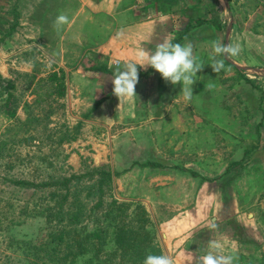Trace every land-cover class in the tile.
Instances as JSON below:
<instances>
[{"label":"rangeland","instance_id":"374dc122","mask_svg":"<svg viewBox=\"0 0 264 264\" xmlns=\"http://www.w3.org/2000/svg\"><path fill=\"white\" fill-rule=\"evenodd\" d=\"M26 1L0 0V36L11 25L14 18L12 7L15 3L19 5L20 15V24L16 31L0 45V70L6 78L15 82L18 92L22 93L25 99L32 100L35 97L33 93L35 84H31V77H27L26 74H35L40 78L45 77L53 70L63 68L67 73L69 86L67 96L61 99V101H65L66 107L60 108L57 114L53 115V123L50 126L56 124L60 126L61 123L66 122L71 127V133L77 134V138L67 141L61 146H51L47 139L32 141L30 144L18 148L17 153L19 152L18 154L21 156L15 159L11 169L1 165L2 161L0 160V263L16 264L17 258H22L25 253L23 252L24 247L18 245L17 242L32 239L35 243H39V241L45 240V231L47 230L45 218L39 212L44 207L45 191L39 189L34 193L32 188L16 186L5 180L8 177L26 178L38 182L48 175L63 176L82 173L91 165L106 164L120 172L114 182L115 194L120 200H138L147 209H180L181 202L178 191L166 195L165 202H161L160 195L154 189L157 185V182L154 181L155 176H164L165 170L168 171L169 168L133 164V157H127V142L130 138L134 140L140 136L129 135L127 131L122 133V130L127 126L149 121L155 126H167L168 130L164 133V130L158 132L159 130L155 128L157 133L147 135L148 143L156 140L159 150L162 152L155 150L158 151L157 153L164 155L166 152H172L173 158L179 161L188 159L185 153L189 152L185 147L173 150L162 149L163 144L169 139L192 142L195 161L201 160L203 147L208 148L205 153H211L217 149L219 153L214 152L213 154H219L222 158L230 157L232 154V158L237 159L243 157L245 148L258 147L252 153L249 163L241 168L240 173L234 179H231L230 175L225 176L224 179L230 181L226 188L223 187L224 182L219 180L212 184L219 185L224 191L225 209H234L237 206L239 209H248L255 213L259 224L257 223L253 227L249 226L250 231L245 228L242 232L245 233V237L254 235L263 245L256 244V252L243 260V264L258 260L264 252V0H231L229 9L226 8L224 0L216 1L214 5L211 2L209 19H218L217 22L221 23L223 28L218 30L214 23H210L209 34L207 33V37H204L206 38L204 42H200L196 36H190L187 39L194 45V54L205 64L203 70L197 73V81L193 85L192 106L195 109H193V113L189 112L185 108L186 104L175 102L172 105L173 110H170L172 112H170L169 118L153 119L149 118L147 110L144 114L141 113V116L126 118L123 115L118 118L117 113L123 110L122 102L118 99H113L115 110L111 108V104L104 106L103 114L98 116L99 118H94L93 113L101 107L104 101L96 108L93 109V107L106 97L110 89H113L112 79L108 75H106L107 78L98 81L92 77H86L79 72L80 66H82L79 63L63 65L56 51L51 52L45 48V39L48 41L45 38V0L33 7L29 6V3L21 7V4ZM31 7L34 11L32 16L28 14ZM235 19L237 21L240 19L241 25L249 32L245 34L244 40L250 52L249 57L255 56L253 58L257 61H247L255 64L242 63L238 60L240 56H237L231 60L241 63L245 69L239 71L225 62L228 70L217 74L210 65H207L210 63L212 55L210 41L219 39L226 43V39H228V42L233 43L231 32ZM48 22L52 24L53 21ZM229 25L231 31L227 36ZM195 34L197 33L194 32L193 35ZM184 42L185 40L181 44ZM83 64L85 65L84 62ZM115 64L117 63L115 62ZM246 76L257 87L246 82ZM201 77L203 80L200 79ZM200 81L202 87L199 89ZM208 83H213L215 87L208 90L206 87ZM177 85V89L181 93L182 85ZM56 96L57 93L53 97ZM261 97L262 105L259 107ZM114 98L116 97L114 96ZM144 105L148 107L149 103L145 102ZM164 112H169V110H163ZM89 113L90 115L87 117ZM113 114L115 115L112 117L114 124H107V120H110L107 118ZM20 115L24 117L25 114L21 111ZM79 121L82 122V126L77 130L75 126ZM259 123L263 124L261 143L258 142L256 136V128ZM213 125L224 127V132L220 134L207 132L205 134L207 140L203 144L200 142L201 134L186 133L189 127L196 131L200 126ZM170 129L172 132L168 133ZM176 129L177 132L173 133V130ZM34 135L41 139L45 138V131L40 128ZM152 152L154 156V150ZM136 156L144 158L145 154ZM191 168L195 170L181 166H175L171 170L177 175L189 176L187 181L181 184H188V188L192 189L189 192L196 195L192 199L194 203L191 206V209H195L194 206L197 207L198 196L201 195L203 188L201 176L207 171H202L201 167L196 165ZM193 173H197V175H193ZM243 221L246 220L243 218ZM236 225H238V229L239 227L240 230L242 229L241 224L237 223ZM84 260L80 257L77 264H84Z\"/></svg>","mask_w":264,"mask_h":264},{"label":"crops","instance_id":"0c3cea01","mask_svg":"<svg viewBox=\"0 0 264 264\" xmlns=\"http://www.w3.org/2000/svg\"><path fill=\"white\" fill-rule=\"evenodd\" d=\"M41 2L43 0H27L21 4V7L27 3L33 7ZM211 2L213 5L216 4V0H45V38L48 39V41L45 39V48L51 52L56 51L63 65L81 64L79 72L86 77H92L98 81L107 78L106 75H108L112 79L113 75L111 74L100 75L96 71H85V66L81 63L82 59L84 61L94 54L99 61L107 63L111 69H114L117 61L122 66L124 62L134 60L137 50L141 47L154 50L155 45L166 38L174 41L179 31L188 25H191V28L185 38L196 36L200 42H204L206 39L204 37H207L206 34H209L210 30L208 21L210 20L209 5ZM32 7L28 12L31 16L34 12ZM61 13L66 14L71 23L57 31L53 23ZM51 16L52 19L50 20ZM48 21L53 22L49 24ZM120 30H123L124 35L117 37ZM194 32L197 34L193 35ZM247 33L249 32L241 25V20L235 19L231 37L233 43H239L242 46V52L238 58L242 63L249 60L257 61L253 58L255 56L249 57L250 52L244 40ZM247 63L255 64L254 62ZM138 71L140 77L135 89L137 96L131 100L122 101L123 110L120 113L116 111L118 118L123 115L126 118L141 116V113L144 114L146 110L149 112L150 119L169 118L170 112H172L170 110H173L172 105L175 102H183L186 104L185 108L193 113L195 108L192 106V100L191 102L183 100L177 89L178 85L173 86L166 82L151 67L139 68ZM141 73L144 74L141 75ZM200 79L203 80L202 77ZM198 85L200 89L202 87L201 81ZM106 97L101 107L93 113L94 118H99L98 116L103 114L102 108L104 106L111 104V108L115 110L113 99L117 100L118 98L116 96L114 98L113 89L107 92ZM145 102L149 103L148 107H145ZM163 110H169V112L163 113ZM114 116L113 114L107 118L110 119L107 120V124H114L112 121ZM155 128L159 130L158 132L164 130V133L168 130L167 126H155L149 121L148 123L127 126L122 130V133L127 131L129 135L140 136L134 140L130 138L126 144L127 157H133V164L140 163L142 165L147 161H155L159 162L165 169L169 168L168 171L165 170L164 176L158 175L154 178V181L157 182L154 189L160 195L161 202H165L166 195L174 191L179 192L180 209H148L157 225L158 238L164 253L173 257L176 264H198V258L208 251L209 241L215 240L222 245L224 254H230L234 257L233 264H243V260L256 252V244L263 245V243L258 241L254 235L245 237V233L242 231L245 228L249 229V226L253 227L257 223L259 224V221L252 210L239 209L237 206L234 209H225L223 204L224 191L219 185H212L219 180L224 182L223 187L226 188L230 181L224 179L227 175L225 170L231 163L241 158H232V154L230 157L222 158L216 154L219 153L217 149L214 150L215 154H213L214 152L205 153L208 148L203 147L201 160L195 161L192 142H179L169 139L163 144L162 149L173 150L185 147L186 151L189 152L185 153L188 159L179 161L173 158L172 152H166L164 155L157 153L158 151L155 150L160 148L156 140L148 143L147 135L157 133ZM171 129L168 133L172 132ZM223 129L224 127L219 125L200 126L196 131L189 127L186 133L201 134L200 142L203 144L207 140L205 136L207 132L220 134L224 132ZM176 132L177 129L173 130V133ZM159 152L162 153L161 150ZM142 153L145 154L144 158L136 156ZM195 165L207 172L201 176L203 188L201 195L198 196L197 207L194 206L195 209H191L194 203L192 199L196 195L189 192L192 189L188 188V184H181L187 181L189 176L177 175L171 169L175 166H181L195 170L191 168ZM243 218L246 221H243ZM212 221L218 224L216 230H210L208 227ZM237 223L241 224V230L240 227L238 229ZM263 260L264 252L258 260L255 259L246 264H261Z\"/></svg>","mask_w":264,"mask_h":264},{"label":"trees","instance_id":"16d2710c","mask_svg":"<svg viewBox=\"0 0 264 264\" xmlns=\"http://www.w3.org/2000/svg\"><path fill=\"white\" fill-rule=\"evenodd\" d=\"M18 8L17 3L12 7L14 18L0 36V45L14 34L20 24ZM217 20L210 19L208 22L214 23L221 30L222 24ZM190 28L191 25H188L180 30L173 42L180 43ZM86 61L85 71L114 75V69L99 61L94 54ZM83 62L82 59L81 63ZM226 63L242 71L233 63ZM26 76L31 77V84H35V97L32 100L25 99L18 92L15 82L6 78L0 70V160L1 165L10 169L13 168L15 159L21 156L17 153L18 148L32 141L47 139L51 146H61L77 138V134L71 133V127L66 122L60 126H50L53 115L60 108L66 107L65 101H61L67 96L69 89L66 71L60 68L47 73L45 77L38 78L37 75L28 73ZM245 81L257 87L247 76ZM55 93L57 96L53 97ZM105 98L107 97L98 101L93 109ZM261 105L262 97L259 107ZM21 111L24 112V117L20 115ZM89 115L90 113L87 117ZM262 125L259 123L256 128L259 143L262 141ZM81 126L82 122L79 121L75 127L79 130ZM40 128L45 131V138L34 135ZM256 149L257 146L245 148L243 157L231 163L225 174L234 179L241 168L249 163ZM142 165L162 167L155 161H147ZM118 175L119 171L103 164L91 165L82 173L48 175L38 182L26 178H6L16 186L34 189V193L39 189L45 191L44 207L39 211L46 222L45 240L39 243L32 239L18 241L25 253L22 258H17V263L77 264L81 257L85 259L84 264H143L149 252L165 254L158 238L157 225L146 206L138 200H120L116 197L114 182ZM261 264H264V260Z\"/></svg>","mask_w":264,"mask_h":264},{"label":"clouds","instance_id":"9594fccd","mask_svg":"<svg viewBox=\"0 0 264 264\" xmlns=\"http://www.w3.org/2000/svg\"><path fill=\"white\" fill-rule=\"evenodd\" d=\"M69 17L59 14L53 26L60 31L63 26L70 24ZM124 35L123 30L117 33V37ZM212 55L210 56V65L215 73L227 71L226 61L239 56L242 52V46L239 43H224L219 39L210 41ZM111 66V65H110ZM205 64L194 54V45L185 38V42L174 43L170 39H164L155 45L154 50L139 48L135 59L124 62L123 65L118 62L114 66V75L111 80L113 84V95L120 102L131 100L136 95V85L139 82V68L151 67L158 72L161 77L173 86L182 85L181 93L185 102H191L193 98V85L197 81V73L201 72ZM208 90H212L215 85L208 83ZM210 230H216L218 224L212 221L208 225ZM234 257L230 254H224L222 245L215 240L208 243V251L205 255L198 258V264H233ZM143 264H176L173 257L168 254H153L149 252Z\"/></svg>","mask_w":264,"mask_h":264},{"label":"water","instance_id":"95a60500","mask_svg":"<svg viewBox=\"0 0 264 264\" xmlns=\"http://www.w3.org/2000/svg\"><path fill=\"white\" fill-rule=\"evenodd\" d=\"M225 4H226V8L229 9L230 7V3H229V0H224ZM231 31V26L229 25L228 29H227V36H229V33ZM226 43H228V39H226ZM229 62L233 63L234 65H236L238 68H240L241 70L245 69V66L233 61V60H228Z\"/></svg>","mask_w":264,"mask_h":264},{"label":"built area","instance_id":"2783aa9c","mask_svg":"<svg viewBox=\"0 0 264 264\" xmlns=\"http://www.w3.org/2000/svg\"><path fill=\"white\" fill-rule=\"evenodd\" d=\"M116 63H118V61Z\"/></svg>","mask_w":264,"mask_h":264}]
</instances>
